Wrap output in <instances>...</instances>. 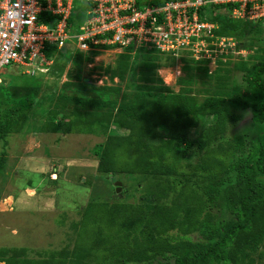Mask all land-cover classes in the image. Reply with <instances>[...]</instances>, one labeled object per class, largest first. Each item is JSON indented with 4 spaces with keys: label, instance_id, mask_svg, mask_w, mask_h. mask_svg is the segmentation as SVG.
<instances>
[{
    "label": "trees",
    "instance_id": "16d2710c",
    "mask_svg": "<svg viewBox=\"0 0 264 264\" xmlns=\"http://www.w3.org/2000/svg\"><path fill=\"white\" fill-rule=\"evenodd\" d=\"M230 9L211 5L200 14L203 20L219 23V36L239 35L248 46L261 44L264 24L236 21L228 14ZM82 54L53 48L47 56L74 61ZM161 55L156 50L123 51L111 73L127 84L120 101L111 87L84 80L64 83L52 97L57 107L47 112L40 128L46 134L105 137L93 151L97 171L101 176L146 180L148 189L138 202H90L81 213L72 255L66 250L46 252L42 259L31 261L25 249H1L0 261L155 264L160 259L161 264H245V246L263 232L264 133L247 142L240 134L228 139L227 132L236 121L232 108L250 111L254 123L264 124V48L256 63L233 65L242 73L243 84L213 85L197 74L199 88L177 93L156 75ZM5 87L0 85V92L14 106L10 117L0 120V141L6 144L10 135L24 128L18 115L34 104H47L48 99L14 100ZM114 126L124 133L110 134ZM7 161L3 151L0 178ZM84 254L86 260L81 261Z\"/></svg>",
    "mask_w": 264,
    "mask_h": 264
},
{
    "label": "rangeland",
    "instance_id": "374dc122",
    "mask_svg": "<svg viewBox=\"0 0 264 264\" xmlns=\"http://www.w3.org/2000/svg\"><path fill=\"white\" fill-rule=\"evenodd\" d=\"M231 37L239 50L244 51L243 55L196 61L187 49L176 54L164 52L158 60L157 77L176 93L199 88L197 74L205 75L213 85L243 84L242 73L233 69V65L256 63L262 54L264 40L261 44L255 41L248 46L245 37ZM122 53L102 47L84 53L82 58L76 57L74 61L61 55L48 67L9 66L2 69L1 80L8 90V97L14 100L30 97L35 103L48 100L45 105L34 104L29 112L20 113L18 118L24 119L22 132L10 135L6 144L0 141V154L6 152L8 159L5 174L0 178V250L25 249V257L31 261L42 259L46 252L66 250L72 255L81 213L90 202L136 203L148 189L149 183L138 176L99 174L98 159L93 151L105 141L102 135L40 131L47 112L57 107L52 97L68 81L84 80L97 87H111L116 89L115 95L120 101L128 91L127 84L111 73ZM13 109V103L0 92V120L10 117ZM232 110L236 121L229 124L228 139L240 134L251 142L264 133V124L254 123L250 111ZM116 132L124 133L115 126L110 128V134ZM221 213L228 217L223 211ZM261 225L263 232L243 250L245 264H264V220ZM85 256H80V260ZM161 263L160 259L155 262Z\"/></svg>",
    "mask_w": 264,
    "mask_h": 264
},
{
    "label": "built area",
    "instance_id": "2783aa9c",
    "mask_svg": "<svg viewBox=\"0 0 264 264\" xmlns=\"http://www.w3.org/2000/svg\"><path fill=\"white\" fill-rule=\"evenodd\" d=\"M10 3L21 14L11 24L0 16V32L8 34L0 35V85L5 67L51 66L55 58L47 54L53 48L83 54L102 47L174 54L187 49L196 61L243 55L233 37L217 35L219 23L202 19V9L211 5L230 7L236 21L264 24V0H0V13ZM9 45L12 54L3 51Z\"/></svg>",
    "mask_w": 264,
    "mask_h": 264
},
{
    "label": "clouds",
    "instance_id": "9594fccd",
    "mask_svg": "<svg viewBox=\"0 0 264 264\" xmlns=\"http://www.w3.org/2000/svg\"><path fill=\"white\" fill-rule=\"evenodd\" d=\"M21 14V10L17 9V5L15 3H10L9 7L0 13V16L3 17L4 22L7 24H11L13 21L19 20ZM0 35H3L4 39H7V32H0ZM3 51L8 54H12L11 45L8 46L7 49H3ZM0 264H3V261H0Z\"/></svg>",
    "mask_w": 264,
    "mask_h": 264
},
{
    "label": "water",
    "instance_id": "95a60500",
    "mask_svg": "<svg viewBox=\"0 0 264 264\" xmlns=\"http://www.w3.org/2000/svg\"><path fill=\"white\" fill-rule=\"evenodd\" d=\"M117 185H119V184H117Z\"/></svg>",
    "mask_w": 264,
    "mask_h": 264
},
{
    "label": "crops",
    "instance_id": "0c3cea01",
    "mask_svg": "<svg viewBox=\"0 0 264 264\" xmlns=\"http://www.w3.org/2000/svg\"><path fill=\"white\" fill-rule=\"evenodd\" d=\"M57 180V179H56Z\"/></svg>",
    "mask_w": 264,
    "mask_h": 264
}]
</instances>
